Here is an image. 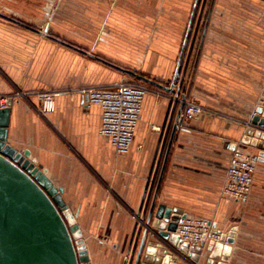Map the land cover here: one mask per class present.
Masks as SVG:
<instances>
[{
  "label": "crops",
  "instance_id": "crops-1",
  "mask_svg": "<svg viewBox=\"0 0 264 264\" xmlns=\"http://www.w3.org/2000/svg\"><path fill=\"white\" fill-rule=\"evenodd\" d=\"M188 56L181 94L211 113L177 130L182 105L151 86L131 148L118 155L100 134L101 108L77 90L132 82L119 68L169 88ZM263 88L264 0H0V100L56 92L45 119L35 96L11 102L9 143L63 190L91 264H125L156 172L157 205L225 238L215 254L207 242L188 260L264 264V159L246 202L222 194L234 150L258 156L242 138ZM158 254L189 264L166 247Z\"/></svg>",
  "mask_w": 264,
  "mask_h": 264
},
{
  "label": "water",
  "instance_id": "water-1",
  "mask_svg": "<svg viewBox=\"0 0 264 264\" xmlns=\"http://www.w3.org/2000/svg\"><path fill=\"white\" fill-rule=\"evenodd\" d=\"M200 21L199 17L198 28ZM197 27L191 46L198 33ZM188 62L189 56L179 65L175 82L169 88L134 72L119 69L140 81L175 94L176 98H182L184 95L181 94V86ZM10 105L11 101L5 108L0 105V264H91L83 234L63 199V190L57 188L48 178L42 165L31 158L29 150L19 151L10 145ZM182 108L183 106L180 112ZM242 139L244 143L258 150V160L262 161L264 108H257L256 115L246 127ZM162 173L154 194L152 190L157 172L153 175L152 183H149L148 193L139 210L145 226L135 224L125 264H178L169 254L165 257L159 256V250L165 247L164 242L196 261L205 245L202 242L199 246L190 247L182 243L176 229L179 221L186 216L163 204L157 205ZM224 239L222 236V241ZM221 244L222 242L209 243L208 250L215 254Z\"/></svg>",
  "mask_w": 264,
  "mask_h": 264
},
{
  "label": "built area",
  "instance_id": "built-area-1",
  "mask_svg": "<svg viewBox=\"0 0 264 264\" xmlns=\"http://www.w3.org/2000/svg\"><path fill=\"white\" fill-rule=\"evenodd\" d=\"M87 98L88 106H99L102 110V121L100 134L110 139L118 155L128 154L133 143L134 134L142 111L144 98L153 90L146 84L139 82H122L106 87H86L77 90ZM55 91L32 93L39 105L34 110L42 118L55 112ZM159 96L164 93L156 92ZM19 95L26 98L27 94ZM171 100L180 103L183 108L177 119L175 128L178 130L183 124L199 118L203 114L211 113L210 110L200 106L192 99L186 97H170ZM10 98L0 100L2 108L8 106ZM258 107L264 108V88ZM256 115V112L254 113ZM250 125V122L247 126ZM258 156L244 154L239 150H234L226 175L222 194L225 198L246 202L249 198L254 182ZM134 219L143 226L144 221L141 216L134 214ZM150 232L155 233L150 229ZM176 234L184 244L190 247L199 246L204 243H220L222 235L214 229L211 222L197 218H182L177 226ZM168 250L176 253L180 258L189 264H194L188 260L187 255L180 253L173 245L164 242Z\"/></svg>",
  "mask_w": 264,
  "mask_h": 264
},
{
  "label": "rangeland",
  "instance_id": "rangeland-1",
  "mask_svg": "<svg viewBox=\"0 0 264 264\" xmlns=\"http://www.w3.org/2000/svg\"><path fill=\"white\" fill-rule=\"evenodd\" d=\"M181 64H183V62L181 63ZM139 82V80L138 79H136V78H132V82ZM141 82V81H140ZM146 85H148L150 88H151V86H153V85H151V84H146ZM20 93H22V94H27L28 96L26 97V98H24L23 96H21V95H19ZM33 92H22V91H19V90H15L14 91V93L13 94H11V96L10 97H8V98H10L11 99V102L13 101V100H15V99H17V98H21V99H23L24 101H26L27 103H30V97H33L31 94H32ZM34 93H37V92H34ZM40 118H42L41 116H39ZM43 119V118H42ZM45 119V118H44Z\"/></svg>",
  "mask_w": 264,
  "mask_h": 264
},
{
  "label": "trees",
  "instance_id": "trees-1",
  "mask_svg": "<svg viewBox=\"0 0 264 264\" xmlns=\"http://www.w3.org/2000/svg\"><path fill=\"white\" fill-rule=\"evenodd\" d=\"M136 82H137V81H136ZM139 83L148 84V83H146V82H143V81H141V82H140V80H139Z\"/></svg>",
  "mask_w": 264,
  "mask_h": 264
}]
</instances>
